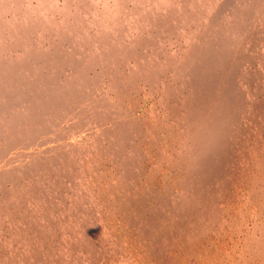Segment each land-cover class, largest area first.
I'll list each match as a JSON object with an SVG mask.
<instances>
[{"label": "bare ground", "instance_id": "6f19581e", "mask_svg": "<svg viewBox=\"0 0 264 264\" xmlns=\"http://www.w3.org/2000/svg\"><path fill=\"white\" fill-rule=\"evenodd\" d=\"M91 2L0 0V264H264V0Z\"/></svg>", "mask_w": 264, "mask_h": 264}, {"label": "rangeland", "instance_id": "374dc122", "mask_svg": "<svg viewBox=\"0 0 264 264\" xmlns=\"http://www.w3.org/2000/svg\"><path fill=\"white\" fill-rule=\"evenodd\" d=\"M114 2V0H107V5L108 6H112V4H113V2ZM103 2V1H102ZM102 2L100 1V3L102 4ZM111 2V3H110ZM91 3H93V4H97L98 3V0H92V2ZM257 19V18H256ZM256 19H252L251 20V22H254V23H256V25H255V27H254V29L255 28H258V29H256L257 30V32H256V34H255V37L256 36H258V37H256V38H260V33L259 32H261L260 31V28H259V25H260V17L258 18V20H259V22L256 20ZM258 26V27H257ZM256 38H254L255 40H256ZM253 46H255V47H253ZM257 47V48H256ZM247 48V49H246ZM246 50L244 51V53H246V54H244V53H242L241 55H240V59H239V61H238V70H240V71H242V70H245L246 69V71L247 72H245V74H246V76H247V78L248 79H250L251 80V83H253L254 85H256L255 83H260V81H263L264 80V69L260 66V62L262 61V60H259L260 59V57L258 58V55L259 56H261V54H262V46H261V44H260V47H259V45H247L246 44ZM254 50H253V49ZM259 49V50H258ZM253 50V51H252ZM261 51V52H260ZM255 52V53H254ZM259 53H261V54H259ZM255 54H257V55H255ZM249 55V56H248ZM254 55V56H253ZM244 59H243V58ZM251 57H252V61H251ZM257 57V58H256ZM250 58V59H249ZM263 59H264V56L262 57ZM243 60V61H242ZM248 60H250V61H248ZM257 60H259V61H257ZM243 63V64H242ZM252 63V64H251ZM251 64V65H250ZM254 68V69H253ZM252 72V73H251ZM255 74V75H254ZM253 75V76H252ZM262 75V76H261ZM255 76V77H254ZM250 77V78H249ZM246 78V79H247ZM264 82V81H263ZM260 87V86H259ZM246 95V93L244 94V96ZM263 97H264V94H263Z\"/></svg>", "mask_w": 264, "mask_h": 264}]
</instances>
